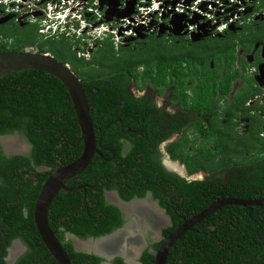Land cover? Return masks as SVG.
Wrapping results in <instances>:
<instances>
[{
    "label": "trees",
    "instance_id": "16d2710c",
    "mask_svg": "<svg viewBox=\"0 0 264 264\" xmlns=\"http://www.w3.org/2000/svg\"><path fill=\"white\" fill-rule=\"evenodd\" d=\"M6 34H16L18 38L8 40L9 43L14 42L12 45L4 43L0 53L24 52L26 47H38L40 53H49L59 62L71 66L85 88L93 126L98 132L104 131L103 142L104 145L107 143V147L112 145L113 140L121 146L119 136L124 134V130L121 129L123 124L117 123V118L126 121L125 126L129 128L125 130L142 129L145 121L157 112L152 101L131 95L128 91L131 82L140 90L152 86L158 95L173 87L185 111L191 116L199 115L212 122L210 128L198 122L194 133L199 138L186 135L168 147L171 158L184 164L190 176L200 172L209 174L204 181L187 182L166 173L154 157L157 152L155 136H149V147L140 137L134 141L132 155L134 158L143 156L147 164L138 172L137 168H130L129 172L138 173L134 182H149L148 188L159 199L158 191L163 188L161 183L165 178L173 195L168 203L165 198H160L161 205L167 209L173 222V226L165 230L164 240L217 200L264 199V145L262 148L259 146L257 155L246 156L242 162H237L234 159L239 154L228 148L224 140V127L218 125L221 120L216 110L221 109L222 98L229 94L232 81L239 76L237 71L230 75L231 70H234L236 45L231 48L223 42L210 41L199 50L193 47L195 44L187 47V44H169L154 39L144 40L139 46L131 43L129 46L117 47L109 37L97 41L91 60L87 61L79 54L87 51L90 40L70 38L66 33L44 39L39 34L38 26L13 34L7 31ZM211 61L214 62V69L210 68ZM223 67L227 71L225 77L222 76ZM191 79L192 84L188 86ZM158 113L161 119L167 118L171 129L163 132L165 138L183 126L178 120H188L187 116L168 119L167 113ZM217 118L218 124H215ZM116 124L118 129H115ZM15 131L25 135L37 147L42 146V138L44 140L47 133L52 137L51 142L63 137L68 144L58 148V144L53 143L52 150L69 156V163L78 160L84 151L81 129L67 89L58 79L44 72L22 71L0 79V135ZM61 149L69 151L67 153ZM112 155L110 152L104 153L107 157ZM37 162L43 163L41 158ZM30 165L28 159L20 157L7 160L6 164L0 160V180L3 182L0 185V198L6 199V208L0 212L2 234L7 238L3 250L6 255L13 241L21 239L28 247V252L18 264H57L34 223L35 206L42 184L35 188V181L26 178L25 174L16 176V169ZM135 165H141V162H135ZM240 166L243 167L240 173L235 172L230 176L229 169ZM141 171L143 173L139 176ZM112 172L113 167L96 156L88 168L68 185L70 188L79 185L85 188L75 192L62 190L58 194L48 217L52 230L62 244L64 232L58 229L63 226L65 231L83 240L106 236L115 230L120 211L106 203V181L102 185L98 183L106 175L111 185L115 186L114 177L110 176ZM79 177L82 179L77 182ZM63 218H66L64 223ZM209 224L214 225L216 230L208 231L206 228ZM63 246L73 264L102 263L94 255L75 252L72 244ZM154 246L158 250L161 243ZM154 261V255L147 253L143 257L144 264H155ZM114 264L126 263L116 259ZM167 264H264V206L226 205L213 212L175 242Z\"/></svg>",
    "mask_w": 264,
    "mask_h": 264
},
{
    "label": "flooded vegetation",
    "instance_id": "af4514ba",
    "mask_svg": "<svg viewBox=\"0 0 264 264\" xmlns=\"http://www.w3.org/2000/svg\"><path fill=\"white\" fill-rule=\"evenodd\" d=\"M3 13L4 11L0 9V47L7 42L8 44L12 45L14 44L12 41L18 38L16 34L7 36V26L1 23V16ZM239 22L240 23L233 26L231 30L226 31L223 35L218 36L214 34H211L208 37L195 36L194 38H189L188 36L175 37L169 34L159 36L157 31H151L146 34V38L144 40H164L169 44H187V47H192L191 45L195 44L193 47H197L199 50L204 48V45L210 41H220L231 48L236 45V60L234 63V70H231L230 75H233L235 73L234 71H237L239 72V76L232 81L231 91L222 98L220 103L221 109L218 111L216 110V112L220 117L219 120L222 122L225 121L223 122L226 124L224 126V128H226L225 131L229 132V134L223 132L225 134L224 140L226 144H228V148L230 147L232 151H237V153L241 155L240 158H235L234 160L237 162H242L243 158L246 156L251 157L257 155V152L260 151L259 146L262 148V145H264V0L259 1V3L252 9L250 13L243 15ZM21 24L26 29L31 27L28 25V22ZM10 26L11 29H14V24H11ZM15 31H11V34H13ZM193 39L196 41H193ZM8 40L12 41L9 43ZM133 40H137V38ZM144 40H137L131 43H135L137 46H139ZM131 43L127 44V46H129ZM201 65L203 66L204 63ZM210 68H215L213 61L210 63ZM222 72V76L225 77L227 73L225 67L222 68ZM222 80L223 78L220 79L218 83L219 85L222 83ZM191 84L192 79L188 81L187 85L191 86ZM174 89L175 88L171 87L166 89L163 94L158 95L155 88L152 86H148L145 90H140L134 82L130 83L128 86V91L131 93V95L141 100L146 98L148 101H152L157 108V112L150 118V120L145 121V123L142 125V129L135 128L125 130V128H129L125 126L126 121L121 118H117V123L123 124L121 129L124 130V134L119 136L121 146L116 143V140H113L110 147L106 146L107 143L104 145V131L100 130V132H98V130H96L94 127L98 148V153L95 155V157L100 156L102 160L106 161V163H109V167H113L114 172H112L110 176L112 178L114 177L115 186L111 185V181L106 175L105 177L100 178L98 183H101L102 185L104 181H106L107 185L105 186L106 189L104 193L106 203L116 207L120 211L119 219L116 221L118 225L116 226L115 230L106 236H102L110 238L112 236L119 235L120 237H114L117 239L110 240L106 243L107 246H105V249L106 247L107 249L103 250L105 251V254L103 251L98 252L99 254L104 255V257L94 255L102 260L101 264H114L116 259H122L126 264H144V255L148 253L155 256L161 246L158 250H156L154 245L159 243L162 245V243H164L172 235L170 234L164 240L165 230L173 226L172 218L168 214L167 209L161 205L162 200L160 199L163 197L168 203V201L171 202V198H173L172 193H170L171 190L168 189L167 180L163 178L161 183L163 188L161 187L160 191H158L159 199H157L155 192L148 188L149 182H145V184L143 183L144 185L141 183H135L133 179L134 177H137L138 173L135 172V175L133 171L129 172L130 168L132 169V167L133 169L137 168L138 172L139 169H144V165L147 166V164L144 162L143 156H141V158H134L132 155L134 150V141L136 142L138 137H140L142 140H145V143L147 142L149 147L151 145L149 136H155L157 152L154 157L160 163L162 169L166 173H169L180 180H186L187 182L200 181L196 179L191 180L190 178L199 175L202 172L190 176L184 164L171 158L168 153V147L170 144L182 140L186 135H189L190 138H199V135L194 133L197 131L196 128L198 122H203L204 125L206 124L209 128L212 127L213 124L207 119L201 118L199 115L191 116L188 111H185L181 106L182 103L179 96L174 94ZM169 90H171V95L165 99L167 91ZM158 112L167 113L169 115L168 119H172L173 117L177 116H187L188 120H186V122L184 120H178V122L183 126L180 128V130L165 138L162 134L168 128L170 129V127L169 124H167V118L161 119ZM217 121L218 118L214 121L215 124ZM118 124L115 125V129H118ZM218 125H216V128ZM221 125L223 127V124ZM44 137L46 138L44 140L42 138V146L40 145L39 148L34 145L25 135L18 131L10 134L0 135V160L6 164L7 160L9 161L16 157L28 159L31 162L30 167L23 166L19 169H16V176L18 177L19 174H25L26 178L35 181V188L40 187L42 184L41 191L51 174L72 163H69V156L66 155L65 157L64 153H58L57 151L53 152L52 150L53 143H57L58 148L68 144L66 139L59 137V139H56L55 142H51L52 137H49L48 133L44 135ZM13 142L14 144H12ZM80 143L81 142L79 141V144ZM208 145L212 146L213 143ZM244 147H246V149H244ZM61 150L67 153L69 151V149ZM106 152H110L113 155L111 157L104 156V153ZM189 152L192 153V150L190 149ZM40 158L42 159L43 163L39 164L37 161ZM135 159L137 161H135ZM135 162L138 164L141 162V165L136 166ZM130 164H134L135 166H131ZM241 169H243L242 166L229 169L230 176H233L235 172L240 173ZM248 169L251 170L252 167H248ZM110 170L111 169H109V171ZM142 173V171L139 172V176H141ZM208 176L210 175L208 174ZM75 178L76 177L71 179L67 186L70 185V183ZM81 179L82 178L79 177L77 182ZM1 184H3L2 180H0V185ZM84 188L85 186L79 185L78 187L70 189L78 191ZM146 189L148 190L142 193ZM60 192L58 194H60ZM129 197L130 199L127 200ZM218 201L221 200H217L216 202ZM245 201H264V199ZM262 206L264 205H258L257 207ZM5 208L6 199L2 197L0 198V212H2L3 209L5 210ZM168 217L171 221L170 225H168ZM62 221V223H64L66 218H63ZM1 224L2 222H0V264H18L27 254L28 247L21 239H16L7 249V254L5 255L3 244H5L7 238L2 234ZM54 225L57 224L54 223ZM49 226L52 230L53 228L51 224H49ZM65 229L66 228L64 226L58 229V231L64 232V245L72 244L75 252L93 255V253H86L85 249H82L84 246L79 248L78 244H87L88 240L90 239H99L102 237L83 240L82 238L65 231ZM206 229L208 231H212L216 230V227L209 224ZM53 232L55 233V231ZM2 235L4 237H2ZM110 242L112 243L110 244ZM77 245L78 248H76ZM66 252L68 251L66 250ZM109 254L114 256L112 260H108L105 257L106 255L109 256Z\"/></svg>",
    "mask_w": 264,
    "mask_h": 264
},
{
    "label": "built area",
    "instance_id": "2783aa9c",
    "mask_svg": "<svg viewBox=\"0 0 264 264\" xmlns=\"http://www.w3.org/2000/svg\"><path fill=\"white\" fill-rule=\"evenodd\" d=\"M261 0H0V9L40 23L45 39L63 33L95 39L112 33L117 42L142 31L160 32L177 18L181 36L219 35L238 25ZM132 7V13L130 12ZM186 34V35H187ZM87 39V38H86ZM30 51V50H29Z\"/></svg>",
    "mask_w": 264,
    "mask_h": 264
},
{
    "label": "water",
    "instance_id": "95a60500",
    "mask_svg": "<svg viewBox=\"0 0 264 264\" xmlns=\"http://www.w3.org/2000/svg\"><path fill=\"white\" fill-rule=\"evenodd\" d=\"M173 24L174 22H172V25ZM170 29H173L174 35H182V27L179 28L178 31L175 28ZM195 36H197V34L191 35L192 38H194ZM22 71L44 72L58 79L65 86L70 95L71 101L73 103V109L76 113L79 127L81 129L82 141L84 143V151L82 156L75 162L55 171L50 175L42 188L34 211V223L42 239V242L46 246L50 255L56 260L57 264H73L69 259V256L63 245L57 239L55 233L51 230L49 226L48 215L50 207L58 193L61 190L67 192L75 191L74 189H70L67 186L68 182L85 171L94 160L95 155L98 153L97 139L91 117V108L89 106L85 88L83 87L79 77L73 71H71L69 67L56 60L54 57L47 56V54L41 53H0V79L13 73ZM195 177H197V175L193 176L190 179L195 180ZM226 205L258 206L264 205V201L225 199L214 203L201 214L195 216L189 221H186L179 229L172 233V235L162 244L159 252L157 253L155 264H167V259L172 245L192 227L200 223L213 212L220 210ZM170 224L171 221L168 217V225ZM104 239H107V237L90 239L88 240V243L95 244L96 242L102 241ZM76 248H78V245L76 246ZM85 251L88 254L93 253V255L96 256H103L102 254L97 253L95 249L92 248H89ZM113 257L114 256L106 258L108 260H112Z\"/></svg>",
    "mask_w": 264,
    "mask_h": 264
},
{
    "label": "clouds",
    "instance_id": "9594fccd",
    "mask_svg": "<svg viewBox=\"0 0 264 264\" xmlns=\"http://www.w3.org/2000/svg\"><path fill=\"white\" fill-rule=\"evenodd\" d=\"M3 11H4V13L2 14V16H1V18H2V24H5L6 26H7V31H15V30H17L16 32H20V31H23V30H25L26 28L25 27H23V25L21 24V23H25V22H28L29 24V26H31V27H29L28 29H30V28H34V27H36V26H38L39 27V31H40V28H41V25H40V23H34V22H32V21H30L29 19H27V18H24V17H20V15H18V14H16L15 12H7L6 11V9L4 8V9H2ZM175 21V23L176 22H178L179 20L177 19V18H174V20H172L171 22H174ZM170 22V21H169ZM169 22H167L164 26L165 27H168V28H177V31L179 30V28H181V27H175V25L173 24V25H171V26H168V23ZM11 24H14V29H11ZM231 30V29H230ZM176 31V32H177ZM227 31H229V30H227ZM68 32H72V30H69ZM67 32V33H68ZM160 32H163V34H160V36H164V35H166V34H169L170 33V31H166L165 29H162ZM160 32H158V34L160 33ZM66 33V34H67ZM39 34H40V32H39ZM64 34V33H63ZM62 34V35H63ZM195 34H197V33H195ZM224 33H220L219 35H223ZM41 35V34H40ZM170 35H173V36H175V37H183V36H181V35H174L173 34V32L172 33H170ZM198 35V34H197ZM41 36H43V35H41ZM114 36L115 35H113L112 33H107L106 32V34L104 35V36H101V37H98V38H93V39H88L89 37H87V36H85L84 38H82V40H90V42H91V45H90V47L89 48H87L86 50V52L85 53H80L79 54V57H83V58H85L87 61H90L91 60V56H92V54H93V52H94V50L96 49V46H97V41H99V40H106L107 38H109V37H111V39L114 41V43H115V45L118 47V45H122V46H124L122 43H121V41H124V40H121L120 42H117V40H115L114 39ZM139 36V35H138ZM137 35L136 36H132V37H130V38H127L126 40H133V39H135V38H137L138 37ZM185 36H188V34L187 35H185ZM199 36V35H198ZM44 37V36H43ZM68 37H70V36H68ZM189 38H192L191 37V35L190 36H188ZM71 38V37H70ZM87 38V39H86ZM45 39V38H44ZM11 42V41H10ZM90 48H91V50H90ZM30 50V51H29ZM12 52V51H11ZM24 52H26V53H40L39 52V50H37V51H35V47H26L25 49H24ZM89 53V54H88ZM41 54H47V56H52L51 54H49V53H41ZM52 57H54V56H52ZM55 58V57H54ZM65 65V64H64ZM66 66L67 67H69V69L72 71V69H71V66L69 65V64H66ZM163 244V243H162ZM162 246V245H161ZM160 250V249H159ZM159 252V251H158ZM157 252V253H158ZM157 253L155 254V256L157 255ZM156 258V257H155ZM156 261V260H155Z\"/></svg>",
    "mask_w": 264,
    "mask_h": 264
},
{
    "label": "rangeland",
    "instance_id": "374dc122",
    "mask_svg": "<svg viewBox=\"0 0 264 264\" xmlns=\"http://www.w3.org/2000/svg\"><path fill=\"white\" fill-rule=\"evenodd\" d=\"M132 7H130V12H126L125 13V15L126 14H131L132 13ZM172 25V22L170 21L169 23H168V26H171ZM174 25H175V27H178V25H177V23H175V21H174ZM162 28L163 29H165L166 31H170V33H172V32H174L173 31V29H170V28H168V27H165V26H162ZM179 28V27H178ZM175 29H177V28H175ZM174 29V30H175ZM170 33H169V35H170ZM146 34H147V32L146 31H142L141 32V34L137 37V40L139 41V40H144L145 38H146ZM160 34H163V32H160L158 35L160 36ZM198 36V35H197ZM136 39V38H135ZM137 40H124V41H121V43L124 45V46H127V44H129V43H131V42H135V41H137ZM190 41H192V40H190ZM193 41H196V40H193ZM138 44V43H137ZM37 50H40L38 47H35V51H37ZM90 50H91V48H90ZM89 54V53H88ZM171 90H169V91H167V95L165 96V99H167V97L168 96H170L171 95V92H170ZM164 103V102H163ZM226 120V119H225ZM223 122H225V121H223ZM222 121H220V124H219V126H221L222 127V125L221 124H223V127L226 125L225 123H223ZM226 130V128H223V131H224V133H226V134H229V132L228 131H225ZM225 135V134H224ZM244 149H246V147H244ZM232 151V150H231ZM241 157V155H236L235 156V158H240ZM209 176H208V174H206V173H200L199 175H197V177H195L196 178V180H200V181H204L205 179H207Z\"/></svg>",
    "mask_w": 264,
    "mask_h": 264
},
{
    "label": "bare ground",
    "instance_id": "6f19581e",
    "mask_svg": "<svg viewBox=\"0 0 264 264\" xmlns=\"http://www.w3.org/2000/svg\"><path fill=\"white\" fill-rule=\"evenodd\" d=\"M11 144V143H10ZM12 144H14V142L12 143ZM148 212V211H147ZM146 212V213H147ZM118 237H120L119 235H117ZM116 235L115 236H112V237H110V238H107V239H104V240H102V241H98V242H96L95 244H91V243H88V244H78L79 245V248H82L83 246V248L82 249H85V250H88L89 248H92V249H95L96 250V252L98 253V252H102L103 250H106L107 249V247H106V249H105V246H107L106 245V243L107 242H109L110 240H116L117 238H114V237H117ZM114 238V239H113ZM106 241V242H105ZM112 242H110V244H111ZM96 245V246H95ZM105 251H103V253H104ZM105 254V253H104ZM117 254H121V253H117ZM104 256V255H103ZM110 256H112V254H109V256H107L106 255V257H110Z\"/></svg>",
    "mask_w": 264,
    "mask_h": 264
}]
</instances>
